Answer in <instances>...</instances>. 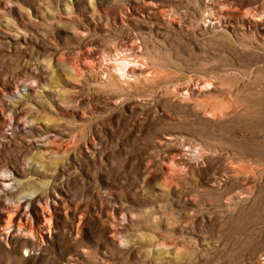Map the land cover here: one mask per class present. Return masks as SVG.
Listing matches in <instances>:
<instances>
[{
    "label": "rangeland",
    "instance_id": "obj_1",
    "mask_svg": "<svg viewBox=\"0 0 264 264\" xmlns=\"http://www.w3.org/2000/svg\"><path fill=\"white\" fill-rule=\"evenodd\" d=\"M255 11L0 0V264H264V25L241 19ZM115 52L147 79L104 83L95 65Z\"/></svg>",
    "mask_w": 264,
    "mask_h": 264
},
{
    "label": "bare ground",
    "instance_id": "obj_2",
    "mask_svg": "<svg viewBox=\"0 0 264 264\" xmlns=\"http://www.w3.org/2000/svg\"><path fill=\"white\" fill-rule=\"evenodd\" d=\"M213 10L218 15V19H221V17H227V14L224 12V10L218 8L217 6H214ZM241 19L242 21H247L250 24H257V22H261L264 25V12L259 13L255 11L254 13H245ZM136 50V46L131 44L130 46L126 47L125 53H135ZM96 66H98L100 69L101 75L104 76V83L108 82L107 79H113L118 82V84L125 86L129 85V83L133 80L147 79L148 77V74H146V66L139 60L137 56L129 57L122 52H115V54L108 55V57H105L104 61L102 60V62L96 63L95 67ZM17 122L18 121H15L14 118H4V123L7 126H18ZM10 177V175L1 177L0 184H2L4 187H9L10 184L7 183V181L11 179ZM41 215L45 223L49 224L48 227L50 229L52 213L48 210H42ZM3 235L5 238H10L12 236V234L9 232L4 233Z\"/></svg>",
    "mask_w": 264,
    "mask_h": 264
}]
</instances>
